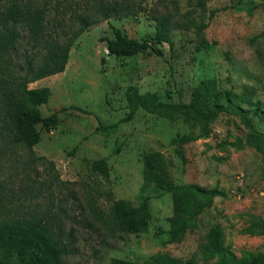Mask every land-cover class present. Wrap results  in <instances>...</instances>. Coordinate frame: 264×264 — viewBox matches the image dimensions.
<instances>
[{
  "label": "rangeland",
  "instance_id": "rangeland-1",
  "mask_svg": "<svg viewBox=\"0 0 264 264\" xmlns=\"http://www.w3.org/2000/svg\"><path fill=\"white\" fill-rule=\"evenodd\" d=\"M95 5L93 0L62 1L66 15L93 22L72 41L61 72L28 84L48 89L39 110L42 116L55 112L57 121L48 130L36 125L40 139L31 148H0V218L47 221L69 244L65 264H108L111 257L139 260L154 252L178 257L181 264H202L197 243L214 224L236 257L242 251L264 252L262 160L246 142L237 117L219 115L201 138H192L199 126L177 114L163 117L137 109L129 120L119 121L127 111V85L155 91L163 101L187 102L199 80L214 78L219 86L231 88L236 100L264 102V0H103L106 19ZM159 17L167 20L172 43H154L162 56L115 58L106 53L100 37H112L111 26L139 40L154 32ZM198 23L205 25L199 35ZM252 121L264 132V115ZM179 136L189 140L171 141ZM219 141L236 144L218 146ZM147 150L163 153L174 183L224 192L213 197L196 216L197 227L179 241L165 242L171 211L167 192L154 196L150 187L144 188L150 220L143 233L118 230L109 210L111 198L138 202ZM102 157L106 179L89 167ZM249 214L262 218L259 234L246 230Z\"/></svg>",
  "mask_w": 264,
  "mask_h": 264
},
{
  "label": "trees",
  "instance_id": "trees-1",
  "mask_svg": "<svg viewBox=\"0 0 264 264\" xmlns=\"http://www.w3.org/2000/svg\"><path fill=\"white\" fill-rule=\"evenodd\" d=\"M62 1L0 0V148L16 144L31 148L40 139L37 124L46 130L56 125L55 112L42 116L39 110V106L47 102L48 89L29 87L28 84L61 72L72 41L93 22L78 15H66ZM93 1L96 3V13L106 19L108 14L104 11L103 0ZM194 26L199 35L205 25L198 23ZM111 31L112 37L100 39L105 42L106 53L115 58L138 53L162 56V49L154 43L172 45L164 17L155 20L153 33L139 40L123 35L114 26H111ZM261 64L264 68V59ZM124 98L127 111L119 121L129 120L137 109L163 117L177 114L199 126L197 135L192 138L204 137L208 125L221 114L237 117L246 130V142L261 155L264 172V132L258 130L252 121L253 116L264 115V102L236 100L231 88L219 86L214 78L199 80L187 102H182L180 98L175 102L163 101L157 92H140L134 85L125 87ZM188 140L184 136L171 139L179 144ZM226 144L235 146L236 143H217L218 146ZM176 152L182 156L181 151ZM168 164L161 151L147 150L143 153L138 202L132 205L123 199H109V210L118 230L132 234L147 231L150 211L148 196L143 194L145 187H150L154 196L165 192L170 194L171 211L167 217L166 243L179 241L186 231L196 228V216L212 204L213 197L224 195L217 187H205L192 182L174 183L169 177ZM89 167L104 179L108 177L104 157L90 161ZM249 218L246 230L259 234L263 226L262 218L252 214H249ZM252 227H256V231ZM70 234L69 230L68 236ZM68 245L59 239L54 229L42 218H0V264H65ZM197 253L202 264H264V252L261 251H242L236 257L223 244V234L217 224L201 235ZM181 262V259L166 252H154L139 260L111 257L108 264Z\"/></svg>",
  "mask_w": 264,
  "mask_h": 264
}]
</instances>
